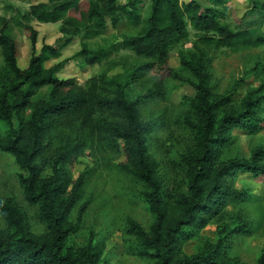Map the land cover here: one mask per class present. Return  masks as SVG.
<instances>
[{"label": "trees", "instance_id": "trees-1", "mask_svg": "<svg viewBox=\"0 0 264 264\" xmlns=\"http://www.w3.org/2000/svg\"><path fill=\"white\" fill-rule=\"evenodd\" d=\"M151 13L140 25L137 0H42L32 5L26 14L15 6L7 9L12 16H0V50L4 67L0 71V153L13 155L22 172L20 181L26 201L39 207L46 233L37 237L24 228L23 215L18 207L8 201L2 213L15 232L0 234V264H100L104 252L101 243L90 244L74 252L66 241L75 232L69 221L72 211L84 194V176L72 183L64 172L63 165L71 161L74 152L82 150L81 141L57 160L54 180L42 177V168L37 164L44 151L46 133L56 125L69 130L87 132L88 138H97L106 151L123 152L131 174L148 186L146 202L155 222L147 232L133 220H128L126 232L143 244L140 256H149L154 264H240L228 254L225 241L229 229L221 231V238L200 255L187 257L180 249L181 238L190 240L184 228L199 231L212 222H221L227 200L238 202L241 195L228 190L227 178L238 171L264 177V167L259 165L264 150H259L250 160L220 161L219 151L225 134L234 127L252 129L254 109L260 99L251 97L244 112L235 115L225 113L220 117L221 105L215 101L209 87V54L220 49H251L264 47V2L254 4V11L263 14L262 22L243 25L236 17L235 28L226 23L229 0H210L211 7L199 1L189 3L181 0H150ZM17 16V17H16ZM127 20L140 27L136 36H123L119 50L125 47L147 63L140 69L150 72L168 70L172 52L190 40L195 32L194 48L197 55L181 56V65L192 73L197 94L187 99L196 118L189 125L197 132V151L185 158L187 165L188 194L178 202L177 219L167 215L164 208L163 190L155 175L149 158L146 134L147 127L139 121L138 105L130 102L126 86L116 78L100 74L81 85L77 77L60 79L58 74L72 61H80L81 69L95 68L107 57L106 50H95L91 42L103 37L111 24L114 29ZM60 24V33L72 39H81V51L73 58L46 68L42 53L56 54L53 47L43 46L37 52L40 33L33 24ZM23 29L30 39L31 53L27 67L19 66L21 46L15 39L14 29ZM115 98L109 99L112 89ZM47 92L42 94V90ZM30 113L28 116L27 113ZM109 116L120 122L108 123L100 118ZM253 121V122H252ZM66 199L63 197L69 192ZM86 207L79 213L81 221ZM242 232L246 226L236 227ZM258 264H264V252Z\"/></svg>", "mask_w": 264, "mask_h": 264}, {"label": "rangeland", "instance_id": "rangeland-1", "mask_svg": "<svg viewBox=\"0 0 264 264\" xmlns=\"http://www.w3.org/2000/svg\"><path fill=\"white\" fill-rule=\"evenodd\" d=\"M42 0H0V16L10 17L14 13L7 9L12 5L26 14L32 5ZM204 7H211L210 0H197ZM264 0H229L226 23L233 28L236 17L243 20V25L262 22L263 14L254 11V4ZM128 4V0H120ZM137 14L140 25L150 16L151 1L137 0ZM189 3L191 0H181ZM17 17V16H16ZM40 33L37 52L43 46L53 47L56 54L42 53L46 68L53 67L73 58L81 51V39H73L69 44L60 33L59 24H33ZM264 28V27H263ZM140 27H135L124 20L117 29L108 25L106 34L91 42L95 50L103 48L107 57L95 68L81 69L80 61H72L58 77L68 79L77 77L81 85L90 79L106 74L116 78L126 86L130 102L137 103L139 121L147 127L146 143L149 158L155 175L163 190L164 208L168 216L177 219L180 208L178 202L182 195L188 194L187 165L185 158L197 151V132L189 125L196 122L187 99L196 97L193 87L196 82L190 71L182 67L181 56L192 58L197 55L194 48L195 32L190 40L175 48L171 55L170 67L176 72L174 77L168 70L160 72L153 69L143 72L140 69L147 63L130 50L115 47L122 42L123 36H136ZM15 39L21 46L19 66L25 68L30 62L31 43L28 34L21 28L14 29ZM66 42V43H65ZM209 87L213 99L218 101L220 117L225 113L235 115L244 112L248 100L260 99L254 109L255 121L252 129L231 128L224 137V144L219 151L220 161L250 160L256 152L264 150V47L251 49H220L209 54ZM4 61L0 50V71ZM47 92L42 90V94ZM116 90L107 94L115 98ZM30 113L28 112V116ZM108 123L120 121L109 116L100 118ZM0 136H6V129L0 130ZM85 142L82 150L74 152L71 161L63 165L64 172L72 183L84 176V194L77 207L72 211L69 221L75 232L66 241L67 247L74 252L90 244L101 243L105 249L100 264H154L149 256L141 257L143 244L134 236L127 234V222L133 220L147 232L155 222L146 202L148 186L137 180L130 172L129 164L123 152L106 151L97 138H88L87 132L69 130L56 125L46 133L44 151L37 164L42 168V177L54 180V167L59 157L78 148ZM264 167V155L260 158ZM21 171L13 155L0 153V234L15 232L3 216L2 208L8 201L14 203L23 215L24 228L37 237L46 233L39 207L29 204L23 193L20 181ZM228 190L241 195V200H227L226 210L221 222H212L203 230L186 227L190 240L181 238L180 249L187 257L200 255L210 246H215L221 238V231L229 229L225 246L231 258L240 264H258L264 252V177L238 171L227 178ZM69 192L63 197L66 199ZM86 207L79 221V213ZM246 226L242 232L238 226Z\"/></svg>", "mask_w": 264, "mask_h": 264}, {"label": "crops", "instance_id": "crops-1", "mask_svg": "<svg viewBox=\"0 0 264 264\" xmlns=\"http://www.w3.org/2000/svg\"><path fill=\"white\" fill-rule=\"evenodd\" d=\"M59 26H60V24H59ZM62 36H63V35H62ZM63 37H64V36H63ZM68 39H69V38H66V40H64V41H67ZM71 39L73 40V39H75V38H71Z\"/></svg>", "mask_w": 264, "mask_h": 264}]
</instances>
